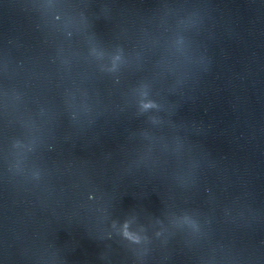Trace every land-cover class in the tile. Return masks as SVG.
<instances>
[{"label": "water", "instance_id": "water-1", "mask_svg": "<svg viewBox=\"0 0 264 264\" xmlns=\"http://www.w3.org/2000/svg\"><path fill=\"white\" fill-rule=\"evenodd\" d=\"M0 264H264V0H0Z\"/></svg>", "mask_w": 264, "mask_h": 264}]
</instances>
